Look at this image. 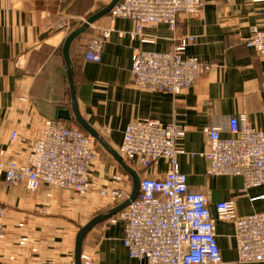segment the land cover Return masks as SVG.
I'll list each match as a JSON object with an SVG mask.
<instances>
[{
	"label": "crops",
	"instance_id": "crops-1",
	"mask_svg": "<svg viewBox=\"0 0 264 264\" xmlns=\"http://www.w3.org/2000/svg\"><path fill=\"white\" fill-rule=\"evenodd\" d=\"M112 1L0 0V152L6 151L4 158L26 163L47 119L90 134L85 122L118 152L133 120L180 124L186 133L179 140L177 160L189 189L208 199L223 255L219 264H264L239 261L234 223L219 219L216 210L219 201L236 197L240 216L264 211V185L245 189L242 176L208 175V160L202 154L210 146L205 126L229 135L230 118L237 117L240 124L264 127V56L245 43L251 26L264 23V0H205L197 12L179 14L175 29L165 23L149 26L147 32L157 36L155 44L129 37L128 31L135 27L131 18L114 17L110 11L98 17L96 28H89L71 45L75 108L64 41L84 18ZM103 29H111V35L103 41L102 60H88V45ZM187 34L196 36L187 54L208 65L192 86L172 93L134 83V48L167 51ZM60 109L69 110L70 118H60ZM14 131L18 137L11 141ZM100 145L107 154L99 152L89 174L96 188L85 194L46 183L31 191L25 182L9 184L0 175L7 228L0 264H76L81 229L117 206L98 188L125 185L128 192L133 190V176ZM126 162L141 177H164L170 169L165 158L150 165ZM117 175L124 181L116 180ZM124 229L121 211L97 222L83 238L81 264H144L129 255ZM21 237H28V242L21 243Z\"/></svg>",
	"mask_w": 264,
	"mask_h": 264
},
{
	"label": "built area",
	"instance_id": "built-area-1",
	"mask_svg": "<svg viewBox=\"0 0 264 264\" xmlns=\"http://www.w3.org/2000/svg\"><path fill=\"white\" fill-rule=\"evenodd\" d=\"M205 0H120L113 8L114 17L134 19L128 31L132 40L155 44L157 36L147 32L152 24L177 26L181 13H195ZM264 14V11H262ZM111 29H103L88 45L85 57L102 60L103 41ZM124 36V32H120ZM196 36L184 35L167 51L136 47L132 53L133 81L142 89L179 93L192 86L208 69L197 56L187 54ZM247 47L264 55V23L251 26ZM230 134L214 126H205L209 149L202 153L208 160V175H239L245 189L264 185V127L240 124L237 117L229 121ZM185 128L177 123L163 124L153 119L131 121L123 136L119 152L126 161L144 165L165 158L170 169L164 177H141L138 196L121 211L125 222L123 243L129 255L144 264H219L223 255L218 242L216 219L207 197L189 189L187 174L177 160L179 140ZM18 133L11 134L15 141ZM95 138L76 125L47 119L42 135L32 142L26 163L4 158L0 152V175L10 184L25 182L31 191L41 183L67 188L80 194L96 186L90 170L97 158ZM122 182V176H115ZM116 205L130 197L124 186L98 188ZM217 217L235 226L236 249L241 262H264V211L240 216L236 197L216 204ZM7 236L5 207L0 203V244ZM21 239V243L25 242Z\"/></svg>",
	"mask_w": 264,
	"mask_h": 264
},
{
	"label": "water",
	"instance_id": "water-1",
	"mask_svg": "<svg viewBox=\"0 0 264 264\" xmlns=\"http://www.w3.org/2000/svg\"><path fill=\"white\" fill-rule=\"evenodd\" d=\"M120 0H113L104 10H102L101 12L97 13L96 15H94L93 17L89 18L88 21H86L85 23H83L82 25L78 26L76 29H74L65 39L64 44H63V55L64 58L66 60L67 66H68V78L70 81V85H71V90H72V95H73V105L76 108V104L74 101V82H73V77H72V70H71V62H70V48L71 45L73 43V41L82 33H84L85 31L88 30L89 25L93 22H95V20L108 13L113 6H115ZM78 113V112H76ZM59 117L60 118H65V119H69L70 118V113L69 110L67 109H60L59 110ZM84 126L86 127V129L90 132V134L97 139L117 160L118 162L123 166V168L129 172L133 178H134V185H133V190L132 193L130 194V197L128 199H126L125 201L121 202L120 204H118L116 207H114L113 209H111L108 213L103 214V215H99L97 217H95L90 223H88L83 229H81V231L79 232L78 238H77V246H76V264H81V245H82V241L83 238L85 237L86 233L88 232V230L93 227L97 222L123 210L124 208H126L130 202L132 200H134L140 191V183H141V176L139 175V173L131 166L129 165L125 159L120 155V153L118 151H116L115 149L111 148L107 142L104 141V139L89 125H87L85 122Z\"/></svg>",
	"mask_w": 264,
	"mask_h": 264
},
{
	"label": "rangeland",
	"instance_id": "rangeland-1",
	"mask_svg": "<svg viewBox=\"0 0 264 264\" xmlns=\"http://www.w3.org/2000/svg\"><path fill=\"white\" fill-rule=\"evenodd\" d=\"M113 7H114V6H113ZM113 7H112V8H113ZM111 12H112V9L110 10V13H111ZM111 14H112V13H111ZM112 16H113V15H112ZM88 19H89L88 17H87V18H84V20H82L81 25H82L83 23H85L86 21H88ZM133 20H134V19H133ZM135 24H136V22H135ZM94 25H95L94 22L91 23V24L89 25V28H94V29H95L96 26H94ZM152 25H154V24H152ZM149 26H151V25H148V27H149ZM148 27H146V30L148 29ZM89 28H88V29H89ZM133 29H134V28H133ZM101 33H102V30L100 31V33H99L97 36H101ZM97 36H96V37H97ZM245 43H246V42H245ZM173 47H174V46H173ZM262 56H264V55H262ZM93 145H94V147H95V149H96V151H97V158L95 159V161H97V159L99 158V152H100V151H102L103 153L107 154L106 150L100 145V143H99L97 140H95V142H94ZM119 148H120V147H119ZM95 161H94V162H95ZM93 164H94V163H93ZM92 166H93V165H92ZM119 176H122V178H123L122 181H124V177H123V175H119ZM90 179H91V178H90ZM6 181H7V180H6ZM91 182H92L93 184H95L92 180H91ZM9 184H10V183H9ZM97 185H98V184H97ZM124 187H125V185H124ZM93 189H94V188H93ZM93 189H92V190H93ZM120 203H121V202H120ZM120 203H119V204H120ZM121 211H122V210H121ZM5 225H6V224H5ZM24 238L26 239L24 243L28 242V240H29L28 237H21V239H24Z\"/></svg>",
	"mask_w": 264,
	"mask_h": 264
},
{
	"label": "trees",
	"instance_id": "trees-1",
	"mask_svg": "<svg viewBox=\"0 0 264 264\" xmlns=\"http://www.w3.org/2000/svg\"><path fill=\"white\" fill-rule=\"evenodd\" d=\"M82 34H83V33H82ZM82 34H81V35H82ZM81 35H79L77 38H79ZM77 38H76V39H77ZM70 49H71V48H70ZM67 125H69V124H67ZM79 128L81 129V127H79Z\"/></svg>",
	"mask_w": 264,
	"mask_h": 264
}]
</instances>
